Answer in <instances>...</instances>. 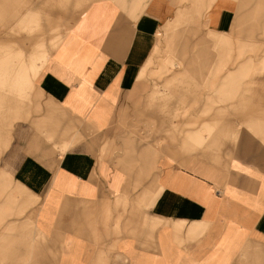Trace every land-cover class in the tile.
I'll return each instance as SVG.
<instances>
[{"label":"crops","instance_id":"obj_1","mask_svg":"<svg viewBox=\"0 0 264 264\" xmlns=\"http://www.w3.org/2000/svg\"><path fill=\"white\" fill-rule=\"evenodd\" d=\"M140 3H118L129 14L93 2L36 77L39 90L0 157V264H264V65L250 78L227 59L191 60L184 73L213 92L238 85L227 88L236 100L219 125L186 128L183 117L182 130L179 117L177 137L163 101L155 157L151 141L122 134L120 119L149 93L137 76L175 10ZM235 8L216 0L206 29L229 33ZM245 83L249 94L239 92ZM188 91L174 89L179 116ZM6 215L16 217L2 226Z\"/></svg>","mask_w":264,"mask_h":264},{"label":"rangeland","instance_id":"obj_2","mask_svg":"<svg viewBox=\"0 0 264 264\" xmlns=\"http://www.w3.org/2000/svg\"><path fill=\"white\" fill-rule=\"evenodd\" d=\"M95 1L99 0H0V157L7 150L15 123L23 120L25 107L31 104L35 92L39 90L35 86V81L38 80L36 77L72 26ZM109 1L130 14L126 6L122 8L118 3L124 5L136 1L141 2V5L146 0H116L118 3L115 0ZM166 1L175 10L174 21L170 25L166 23L162 32L157 34L137 76L138 80H145L149 93L145 94L141 103L132 104L131 110L127 111L129 115H123L120 119L122 134L130 136L133 133L138 140L151 141L155 157L161 154V145L154 143L161 142L163 101H166V106L169 104V110L166 109L165 114L163 113L165 125H170L171 135L173 133L177 137L179 117H182V130L183 117L187 122L186 128L190 127L189 124L197 128L212 120L219 125V121L224 122L228 115L224 110L225 106L232 105L236 100L228 96L227 88L229 86L235 91L238 85L221 84L218 85L217 92H213L211 87L215 85L206 83L208 81H203L202 84L195 77L193 79L188 73H184L191 60L197 63L205 60L214 64L227 59L232 61L228 64L230 71L235 70L237 75H249L250 78L257 76L262 70L261 65H264V0H233L236 8L229 33H213L206 29L210 23L209 11L216 0ZM204 39L212 47L203 46L200 42ZM223 48L228 49L225 51ZM239 65L248 67L242 68ZM223 70L225 73L226 67ZM178 71L182 74H178ZM231 75L237 76L236 73ZM178 87L180 93L182 87L189 88L183 95L187 111L185 116L183 105L182 116L174 108L179 94L174 93V89L176 91ZM249 88L250 83H245L239 92L249 94ZM204 108L208 109L207 116L202 115ZM30 111L33 116L40 114L42 109L35 110L32 107ZM140 113L144 119L149 120L148 125ZM74 123L76 126L81 125L76 121ZM130 125L133 132L130 131ZM203 134L210 136L208 127L203 126ZM181 135L184 140L185 132H181ZM106 154L102 149L99 156L103 158ZM2 187L0 185V204L7 192ZM13 217L16 216L6 215L2 226L11 223Z\"/></svg>","mask_w":264,"mask_h":264}]
</instances>
